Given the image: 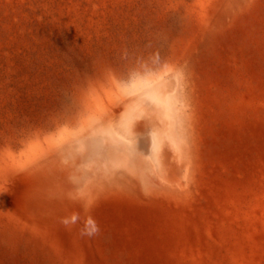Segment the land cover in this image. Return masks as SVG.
I'll list each match as a JSON object with an SVG mask.
<instances>
[{
    "label": "rangeland",
    "instance_id": "rangeland-1",
    "mask_svg": "<svg viewBox=\"0 0 264 264\" xmlns=\"http://www.w3.org/2000/svg\"><path fill=\"white\" fill-rule=\"evenodd\" d=\"M222 2L0 0V264H264V0ZM137 82L172 86L190 149L172 169L163 145L158 177L157 106L135 152L98 136L137 109ZM89 94L110 120L80 141ZM138 161L166 196L113 181Z\"/></svg>",
    "mask_w": 264,
    "mask_h": 264
},
{
    "label": "crops",
    "instance_id": "crops-1",
    "mask_svg": "<svg viewBox=\"0 0 264 264\" xmlns=\"http://www.w3.org/2000/svg\"><path fill=\"white\" fill-rule=\"evenodd\" d=\"M143 86H144V84L142 82L141 83L137 82V83L134 84V89L135 90H139V91L133 97H131L133 99V102H134L133 104H135V106H137V107L142 105L143 112L145 111V109L147 107H149V104L155 105L160 110L159 111L160 116H161V110H162L161 107H163L165 109V113L164 114H165V120H166L165 122H166V124L164 123L165 124V126H163L164 130L162 131L161 126H160L156 130H152L151 133H150V142H151V145H152L151 148L153 149V157H154L153 160H155V163H156V167H155L154 171H155V176L158 177V174H162V172L160 173V171H161V169L164 168V166L163 167L161 166V164H160L161 160L159 158H157V153L156 152L158 150H160L162 144H164L163 142L166 139V135H165L166 132H168L169 136H171L173 141L176 142L175 143L176 145H175L174 149H175L176 153L178 154V159H177L178 161L175 163V165L180 164L182 158H184L185 160L190 159V151H188L186 149V146L184 145V143L182 145H184L183 147H184L185 150H183V149L178 147V144L181 143V140H179L178 137L175 134V125H174L175 118H174V114H173L174 112H173V109L171 108V106L169 105L168 93H167L171 89L172 86H166V85L163 86L162 84H159V82L158 83L155 82V83L151 84L148 87H143ZM150 88H152V90H159V94H157V93L156 94H148V92H146V91H147V89H150ZM161 88H164L165 89L164 92L167 93V96L165 97L166 101L163 102V103H162V101L160 100V97H159L160 96V91L162 90ZM90 95L91 94H89V96H88L89 99H87V101H89V103L87 105H85V109L82 108V111H80L78 113L79 116H81L82 119L80 120V122L78 124L77 130L76 131L73 130V132H72V134L74 136H76V134L80 133V134H83L85 136V138H86L87 136L84 134L86 128L87 127H91L92 123L95 122V120H92V121L90 120L89 121L87 119L88 114L86 112V108L88 106L91 107L96 100H99L101 102V99L99 97L95 96L97 94H92V95L95 96V98L90 99ZM91 100H93V101H91ZM84 101H85L84 99H81V103H83ZM102 105H104V104L102 103ZM109 107L108 106L105 107V111L103 112V114L101 116H103L106 113V110H109ZM145 118H146V114L140 113V116L136 120H138V119L141 120V119H145ZM136 120H134L132 125L136 124L135 123ZM88 122H89V124H88ZM83 124L85 125L84 127H83ZM137 124L141 125V122L139 121V123H137ZM104 126H107V125H104ZM102 129H104V128H101L100 130H98V132H99L98 135H100L103 132ZM82 130H84L83 133H81ZM124 130L126 131L127 129L124 128ZM143 131L144 130H142V125L140 126V128L138 130H136L135 127H132V128H129L128 133L125 134L126 137L123 138L122 140H121V137L119 135L117 136L121 140L119 145L114 143L111 139L110 140L108 139L106 142H109V143L113 144L118 149L125 150L126 154H130V153L135 152L136 138ZM140 135H142V134H140ZM126 138H127V140H126V143L124 144V141H125ZM161 139H162V141H161ZM83 140H85V139H83ZM121 142L124 144V146H122ZM136 152H138V151H136ZM140 160L142 162V159H140ZM133 167H134L133 168L134 170L132 172L129 171V173L133 175L132 176L133 179L130 176H128L126 173H123V175H117V174L113 175L112 174L111 178L113 179L114 182L120 184L121 189H122V185L123 186H130L135 192L138 193L139 192V187L137 185H140V186L142 185V187L144 189H147V192H150V193H148V194H150L148 197H153V196L154 197H158V196L162 197V195H161L162 190L164 192H165V190H164V188H161V186H163V184L159 182L160 179L157 178L158 180H152L151 176H149V177L145 176V174H144L145 170H142V171L139 170L140 168H142L140 161H138L137 165H133ZM165 171H166V169H165ZM163 173H165V172H163ZM164 175L166 177H168L167 178L168 180L172 179V175H170V174H164ZM117 176H120L121 179L119 177H117ZM103 186H105L104 182L102 183L101 181H95V182L89 184L88 188L86 187V189H87L86 192L88 191L90 193V190H88V189L91 187V190L94 193L95 190H97V189H99L100 187H103ZM88 197H90V196H88L87 193L86 194L83 193L81 198L84 201H86Z\"/></svg>",
    "mask_w": 264,
    "mask_h": 264
},
{
    "label": "bare ground",
    "instance_id": "bare-ground-1",
    "mask_svg": "<svg viewBox=\"0 0 264 264\" xmlns=\"http://www.w3.org/2000/svg\"><path fill=\"white\" fill-rule=\"evenodd\" d=\"M235 2V0H223V2H222V4H221V9H220V11H226V10H229L231 7H232V5H233V3ZM162 90L160 91V100L162 101V103L163 102H165L166 101V99H165V97L167 96V93H165L164 92V88H161ZM146 92H148V94H159V90H152V88H150V89H147V91ZM127 106H129V104L127 105ZM142 106L140 105L139 107H137V109H133L132 111H124V113H122V115H121V119H120V122L118 123V124H120V126L119 127H116L118 124H116V125H114V126H111L110 124H107V126H104L103 128L104 129H102L103 130V132L100 134V135H98V136H100V139H102V140H104V141H107L108 139L110 140H112L114 143H116V144H118L119 145V143H120V141L123 139V138H125L126 137V133H128V130H129V128H132V127H135V129L136 130H138L139 128H140V126L142 125H139V124H134V125H132L133 124V122H134V120H136L139 116H140V113H144L143 112V110H142ZM161 117H162V119H163V122H162V125H161V129H162V131L164 130V128H163V126H165V124H166V120H165V109L163 108V107H161ZM105 111V106L104 105H102V103L99 101V100H96L94 103H93V105L90 107V106H88L87 108H86V112H87V114H88V116H87V119L90 121H92V120H95V122L94 123H97L96 121H98V123H100V121L101 122H105V121H107V120H110V118L106 115V113L103 115V117L101 116L102 114H103V112ZM108 110H106V112H107ZM145 114V113H144ZM152 114V113H151ZM167 115V114H166ZM101 116V117H100ZM89 117V118H88ZM149 117V116H148ZM149 119H150V117H149ZM147 116H146V118L144 119V123L146 122L147 123ZM132 123V124H131ZM165 123V124H164ZM88 124H89V122H88ZM87 124V125H88ZM148 124V123H147ZM150 124V123H149ZM95 125V124H94ZM85 125L83 124V127H84ZM145 126V125H144ZM144 126H142V127H144ZM94 127H96V125L94 126ZM124 128L125 129H127L126 131L124 130ZM95 128H93V129H91L92 130V132H93V130H94ZM98 130H100V129H98ZM84 132V130H82L81 131V133H83ZM97 132V131H96ZM101 132V131H100ZM99 133V132H98ZM120 136L121 137V140H120V138H118L117 136ZM166 139H165V141L163 142L164 144H162V146L163 145H168V144H166L167 142L169 143V144H171V145H173V150H174V156H173V158H174V163L172 164V166L174 165L176 168H174V166H173V168L172 169H177V165H175V163L178 161L177 159H178V154L176 153V151H175V141H173V139H172V137L171 136H169V133L168 132H166ZM75 138L76 139H80V140H83V139H88L89 137H86L85 138V136L83 135V134H80V133H78V134H76V136H75ZM126 140H127V138L125 139V141H124V144L126 143ZM161 141H162V139H161ZM122 143V142H121ZM161 143V142H160ZM124 144L122 143V146H124ZM161 146V147H162ZM47 147H51V146H47ZM159 148V147H158ZM42 149V148H41ZM40 149V150H41ZM188 151H190V149L187 147L186 148ZM39 150V152H41ZM157 151V150H156ZM38 152V153H39ZM37 155V154H36ZM158 158V157H157ZM188 158V157H187ZM160 164H161V166L163 167V165L165 164V163H163L162 161H160ZM187 166V165H186ZM185 168V167H184ZM144 173V172H143ZM145 174V176H147V174L146 173H144ZM170 178V177H169ZM115 179V178H114ZM116 180V179H115ZM118 182V181H117ZM168 193H166V190H165V192L162 190V193H161V195L162 196H166Z\"/></svg>",
    "mask_w": 264,
    "mask_h": 264
},
{
    "label": "clouds",
    "instance_id": "clouds-1",
    "mask_svg": "<svg viewBox=\"0 0 264 264\" xmlns=\"http://www.w3.org/2000/svg\"><path fill=\"white\" fill-rule=\"evenodd\" d=\"M90 226H92V230L88 231L86 234L91 235L92 233H94L95 231H97V228L95 226V222L89 218V220L87 221V227L90 228Z\"/></svg>",
    "mask_w": 264,
    "mask_h": 264
},
{
    "label": "snow or ice",
    "instance_id": "snow-or-ice-1",
    "mask_svg": "<svg viewBox=\"0 0 264 264\" xmlns=\"http://www.w3.org/2000/svg\"><path fill=\"white\" fill-rule=\"evenodd\" d=\"M92 230V226H90V231Z\"/></svg>",
    "mask_w": 264,
    "mask_h": 264
}]
</instances>
